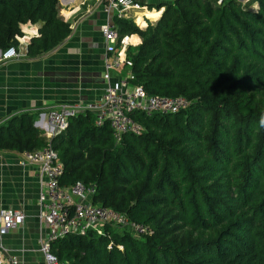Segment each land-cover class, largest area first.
<instances>
[{
  "label": "trees",
  "instance_id": "obj_1",
  "mask_svg": "<svg viewBox=\"0 0 264 264\" xmlns=\"http://www.w3.org/2000/svg\"><path fill=\"white\" fill-rule=\"evenodd\" d=\"M140 28L115 15L134 84L150 94L184 96L187 109L146 116V128L117 141L87 111L68 129L43 136L35 114L0 125V151L22 154L51 143L65 166L62 183H95L94 202L150 226L135 236L107 225L101 236L70 234L51 243L61 264H264V0H175ZM40 25L27 56L60 45L71 27L59 0H0V48L22 25ZM186 229L177 239L173 233Z\"/></svg>",
  "mask_w": 264,
  "mask_h": 264
},
{
  "label": "built area",
  "instance_id": "obj_2",
  "mask_svg": "<svg viewBox=\"0 0 264 264\" xmlns=\"http://www.w3.org/2000/svg\"><path fill=\"white\" fill-rule=\"evenodd\" d=\"M252 1L254 0H238L243 5ZM223 2L224 0H218L220 5ZM103 10L112 18L115 15L129 18L140 28L157 19L149 16L150 12H155L158 17L162 13L161 9L158 10L152 2L146 0H107ZM102 34L107 43L104 73L107 86L103 95L93 103L60 105L41 114L46 118L47 123H44L42 128L49 134L48 139L68 129L71 118L90 111L95 115V123L98 126L108 124L116 140L120 141L125 134L140 135L146 130L145 126L135 119V113H144L146 116L172 114L187 109L190 105V101L184 96L150 94L143 85L133 83L135 79L132 71L133 61L128 56V49L142 42L138 33L121 36L115 24L107 21L102 26ZM134 36H137V41L132 40ZM22 55L19 46L0 48V62ZM124 69L126 71L122 73ZM114 70L118 73L114 74ZM49 124L53 130L47 128ZM19 164L39 168L41 177L39 220L49 228V236L41 245L47 264H61L52 253L51 243L66 235H87L93 232L103 236L107 225L139 237L152 233L150 226L134 221L112 207L95 203L94 196L97 194L95 183L77 181L71 185L63 184L65 166L51 143L33 151L23 152L20 154ZM24 222L25 214L21 211L0 207V264H19L16 256L4 254L5 248L1 237Z\"/></svg>",
  "mask_w": 264,
  "mask_h": 264
},
{
  "label": "crops",
  "instance_id": "obj_3",
  "mask_svg": "<svg viewBox=\"0 0 264 264\" xmlns=\"http://www.w3.org/2000/svg\"><path fill=\"white\" fill-rule=\"evenodd\" d=\"M106 1L59 0V14L70 24L71 33L60 45L37 57L27 54L32 39L40 34V25H22L23 35L16 36L14 46H19L23 55L0 62V125L16 114L30 112L35 114L34 126L50 138L42 128L47 122L41 114L60 105L93 103L103 95L107 43L102 26L113 22L103 10ZM149 1L156 7L160 2ZM155 15L149 14L158 18ZM19 160L17 152L0 151V207L25 214L23 225L2 235L4 254L16 256L19 264H47L41 245L49 228L39 220V168L22 166Z\"/></svg>",
  "mask_w": 264,
  "mask_h": 264
},
{
  "label": "rangeland",
  "instance_id": "obj_4",
  "mask_svg": "<svg viewBox=\"0 0 264 264\" xmlns=\"http://www.w3.org/2000/svg\"><path fill=\"white\" fill-rule=\"evenodd\" d=\"M149 1V0H148ZM175 2V0H160L159 4H158V7L157 9L158 10H162V13L159 15L161 16L163 14V12L165 11V6L166 4H169V3H173ZM152 13H155V12H152ZM157 15V14H156ZM155 15V16H156ZM158 16V15H157ZM132 47H136V46H132ZM187 233V230L186 229H179V230H176L174 233H173V236H177V239L178 238H181L183 237L185 234Z\"/></svg>",
  "mask_w": 264,
  "mask_h": 264
},
{
  "label": "clouds",
  "instance_id": "obj_5",
  "mask_svg": "<svg viewBox=\"0 0 264 264\" xmlns=\"http://www.w3.org/2000/svg\"><path fill=\"white\" fill-rule=\"evenodd\" d=\"M261 125L264 126V117L261 118Z\"/></svg>",
  "mask_w": 264,
  "mask_h": 264
},
{
  "label": "bare ground",
  "instance_id": "obj_6",
  "mask_svg": "<svg viewBox=\"0 0 264 264\" xmlns=\"http://www.w3.org/2000/svg\"><path fill=\"white\" fill-rule=\"evenodd\" d=\"M135 37H136V36H134V37L132 38L133 41H135V40H134ZM136 38H137V37H136ZM137 40H138V38L136 39V41H137Z\"/></svg>",
  "mask_w": 264,
  "mask_h": 264
}]
</instances>
